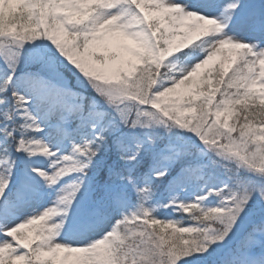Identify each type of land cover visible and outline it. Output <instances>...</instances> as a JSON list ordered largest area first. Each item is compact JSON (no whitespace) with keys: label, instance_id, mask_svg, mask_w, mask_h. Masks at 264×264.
Wrapping results in <instances>:
<instances>
[{"label":"snow or ice","instance_id":"obj_1","mask_svg":"<svg viewBox=\"0 0 264 264\" xmlns=\"http://www.w3.org/2000/svg\"><path fill=\"white\" fill-rule=\"evenodd\" d=\"M0 264H264V0H0Z\"/></svg>","mask_w":264,"mask_h":264}]
</instances>
